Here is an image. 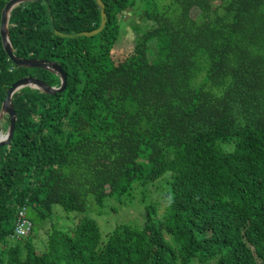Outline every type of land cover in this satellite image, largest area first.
Returning a JSON list of instances; mask_svg holds the SVG:
<instances>
[{"label": "trees", "instance_id": "16d2710c", "mask_svg": "<svg viewBox=\"0 0 264 264\" xmlns=\"http://www.w3.org/2000/svg\"><path fill=\"white\" fill-rule=\"evenodd\" d=\"M101 2L106 25L93 37L61 35L98 29L95 0H39L10 13L14 55L56 63L67 87L12 96L14 136L0 148V264H264V0ZM138 6L145 28L115 60L122 20ZM26 77L59 86L53 73L16 67L0 40V110ZM8 124L5 116L0 134ZM165 175L169 190L139 203V227L121 224L102 239L84 215L89 197L103 206ZM55 206L79 214L74 227L50 221ZM21 207L32 229L17 239ZM30 211L50 221L41 251Z\"/></svg>", "mask_w": 264, "mask_h": 264}, {"label": "rangeland", "instance_id": "374dc122", "mask_svg": "<svg viewBox=\"0 0 264 264\" xmlns=\"http://www.w3.org/2000/svg\"><path fill=\"white\" fill-rule=\"evenodd\" d=\"M140 8L141 6L136 7V10L133 11L132 17L127 16L122 20L120 36L114 51L115 60H119L122 57L123 53H127L131 49L134 38L138 33L141 32L142 29L145 28V24L142 23V20L139 17ZM192 15L196 16L197 11H193ZM151 50L152 53L155 52L154 45H152ZM117 81L119 82L118 79ZM120 83L124 85L127 84V82L123 80L120 81ZM59 87L60 86H57L56 88ZM5 116H3L1 121H3ZM178 116L179 113H176L174 115L175 118H177ZM5 132L2 131L1 134H5ZM105 163L106 159L103 157L98 161L96 165L102 166ZM170 180L171 179L169 175H165L154 183V188H150L149 185L146 187L141 186V189L137 191V196H135L131 192L129 193V195L123 196L121 198H107L103 206H97L92 201V197H89L87 210L84 215L93 219L96 222L102 239H105L108 233L112 232L116 226L121 224H129L134 227H139L142 225L145 219L144 209L139 203H141L142 200H145L146 203H148L150 200H152V197L154 195V198H160L162 196V193H164L166 190H169ZM155 190L157 191L154 192ZM159 203L160 204L157 207V211L158 213H161L165 208V203L160 200ZM28 215L34 222L35 234L32 237V243H34L37 250L39 251L44 250L45 248L47 233L50 231V221L58 224V227L60 228L68 229L74 227V224L77 222V218L79 217V214L75 212L65 213L59 206L53 207V212L50 217V221L43 224H41V222L37 220L35 214H33L31 211L28 212ZM193 263L194 262H192L191 264ZM210 264L214 263L211 262Z\"/></svg>", "mask_w": 264, "mask_h": 264}, {"label": "water", "instance_id": "95a60500", "mask_svg": "<svg viewBox=\"0 0 264 264\" xmlns=\"http://www.w3.org/2000/svg\"><path fill=\"white\" fill-rule=\"evenodd\" d=\"M36 1H39V0H9L7 2V4L4 6L1 12V18H0L1 44H2L3 50L5 54L7 55L8 59L16 67L28 68V69H40V70H45L50 73H53L59 77L60 87L56 88V87L48 86L43 81L35 79V78H31V77L21 78L10 86V88L6 92V96H5V99L2 103L1 110H0V122L3 116L5 115H7L9 119L8 128L5 134H0V148L9 145L14 136L17 117H16V113L14 111V107L12 103V96L16 92H18L19 90L23 88L30 87V88L37 89L46 95H56V94L63 93L67 87V75L61 69V67L58 66L56 63L47 62L43 60H22V59H18L13 53L12 45L9 40V31H8L10 13L16 6L20 4L36 2ZM95 1L100 11V25L98 29L91 31V32H81L73 36L61 35L62 37H69V38L93 37L99 34L104 29L106 25L105 7H104V4L101 2V0H95Z\"/></svg>", "mask_w": 264, "mask_h": 264}, {"label": "built area", "instance_id": "2783aa9c", "mask_svg": "<svg viewBox=\"0 0 264 264\" xmlns=\"http://www.w3.org/2000/svg\"><path fill=\"white\" fill-rule=\"evenodd\" d=\"M31 229L32 224L27 217L25 207L19 208L15 217L14 237L22 239L30 234Z\"/></svg>", "mask_w": 264, "mask_h": 264}, {"label": "clouds", "instance_id": "9594fccd", "mask_svg": "<svg viewBox=\"0 0 264 264\" xmlns=\"http://www.w3.org/2000/svg\"><path fill=\"white\" fill-rule=\"evenodd\" d=\"M9 1V0H8ZM27 210V209H26Z\"/></svg>", "mask_w": 264, "mask_h": 264}]
</instances>
